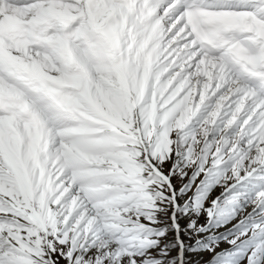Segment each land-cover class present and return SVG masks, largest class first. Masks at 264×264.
I'll use <instances>...</instances> for the list:
<instances>
[{
	"label": "snow or ice",
	"instance_id": "snow-or-ice-1",
	"mask_svg": "<svg viewBox=\"0 0 264 264\" xmlns=\"http://www.w3.org/2000/svg\"><path fill=\"white\" fill-rule=\"evenodd\" d=\"M174 177L264 233V0H0V264H149Z\"/></svg>",
	"mask_w": 264,
	"mask_h": 264
},
{
	"label": "rangeland",
	"instance_id": "rangeland-1",
	"mask_svg": "<svg viewBox=\"0 0 264 264\" xmlns=\"http://www.w3.org/2000/svg\"><path fill=\"white\" fill-rule=\"evenodd\" d=\"M169 167L170 165H166V169ZM173 184L177 189V196L185 201L184 205L179 209L171 205L161 209L157 214V222L140 233L141 237L147 236L157 242L141 249L151 256L149 264H249V250L259 239H264V233L252 241L239 237L240 229L236 221L245 202L226 205L210 216L206 210L209 205L204 200L202 191H198L193 185L189 190L181 192L182 183L178 177H174ZM219 192L220 189L217 188L211 195L215 197ZM187 210H195L196 214L182 229L181 235L186 242L181 244L174 219L182 218ZM181 247L182 257L179 256ZM196 253L202 254L199 260L194 258ZM257 257L254 264H264V251L258 253Z\"/></svg>",
	"mask_w": 264,
	"mask_h": 264
},
{
	"label": "bare ground",
	"instance_id": "bare-ground-1",
	"mask_svg": "<svg viewBox=\"0 0 264 264\" xmlns=\"http://www.w3.org/2000/svg\"><path fill=\"white\" fill-rule=\"evenodd\" d=\"M178 195V194H177ZM182 199L178 196H176V199H175V206L174 208H180V206H183L185 201H181ZM196 214V211L195 210H187V212L184 213L183 217L182 218H175L174 219V226L177 227V232H178V239L181 240V244L185 243L186 240L184 238L183 235H181V231L182 229L185 228V225L188 221H191V219H193V216ZM182 249L179 251V256L182 257L183 256V247H181ZM202 254L201 253H196L194 255V258L198 259L201 258Z\"/></svg>",
	"mask_w": 264,
	"mask_h": 264
}]
</instances>
